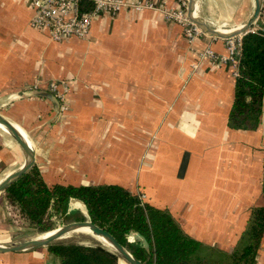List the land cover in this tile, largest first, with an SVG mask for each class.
Wrapping results in <instances>:
<instances>
[{
    "label": "crops",
    "instance_id": "0c3cea01",
    "mask_svg": "<svg viewBox=\"0 0 264 264\" xmlns=\"http://www.w3.org/2000/svg\"><path fill=\"white\" fill-rule=\"evenodd\" d=\"M252 11L253 0L197 1L198 15L219 30L240 28ZM32 15L31 0H0V112L29 139L46 182L124 186L171 213L204 253H231L252 209L264 205V99L255 128L230 124L234 67L199 55L208 47L227 54L225 39L190 41L161 9L126 6L98 13L87 39L53 41L30 25ZM52 82L64 94L59 110L39 94H54ZM24 160L0 128V181ZM71 204L68 214H88ZM24 222L0 193V244L41 235ZM59 262L48 245L0 253V264ZM255 264H264V236Z\"/></svg>",
    "mask_w": 264,
    "mask_h": 264
},
{
    "label": "trees",
    "instance_id": "16d2710c",
    "mask_svg": "<svg viewBox=\"0 0 264 264\" xmlns=\"http://www.w3.org/2000/svg\"><path fill=\"white\" fill-rule=\"evenodd\" d=\"M81 4L82 10L92 8ZM264 99V35L247 31L242 35L238 62L236 92L230 112V124L237 128H255ZM9 204L18 215L40 233L54 230V217L67 213L71 198L84 202L88 218L106 229L141 260L142 264H255L264 236V205L253 208L247 228L231 253L210 251L204 244L186 234L176 219L165 209L142 199L140 194L117 184L73 185L48 184L39 167L14 181L5 191ZM131 232H140L150 243L147 251L129 240ZM49 250L60 258L59 264H121L124 259L103 242L62 243L53 241ZM212 254V255H213Z\"/></svg>",
    "mask_w": 264,
    "mask_h": 264
},
{
    "label": "built area",
    "instance_id": "2783aa9c",
    "mask_svg": "<svg viewBox=\"0 0 264 264\" xmlns=\"http://www.w3.org/2000/svg\"><path fill=\"white\" fill-rule=\"evenodd\" d=\"M180 8H167L162 3L155 0H142L134 4L125 0H31L33 15L30 25L38 30H47L49 37L53 41H63L71 37L87 39L94 18L100 12L117 13L123 7L134 6L137 9L157 8L161 9L168 19L180 23L185 35L190 41L198 37L205 36L203 30L195 24L188 15V0H176ZM91 2L92 8L82 10L81 4ZM264 24V1L260 3V10L253 26L248 31H257ZM264 35V32L261 33ZM242 35L224 38L227 48V54L218 55L211 47L199 53L202 58H211L220 62H230L234 67V73L238 74V62L242 51ZM59 83L50 84L51 91L61 100H64V94L58 90ZM64 108L63 105H61Z\"/></svg>",
    "mask_w": 264,
    "mask_h": 264
},
{
    "label": "water",
    "instance_id": "95a60500",
    "mask_svg": "<svg viewBox=\"0 0 264 264\" xmlns=\"http://www.w3.org/2000/svg\"><path fill=\"white\" fill-rule=\"evenodd\" d=\"M197 1L198 0L188 1V8H187L188 15L191 18V20L203 30V32L206 35L213 36V37L229 38L232 36H237L239 34L246 33L253 26L258 16L259 10H260V0H253V11L250 17L248 18V20L240 28L234 31L222 32L219 29L214 28L211 25H209L203 17L198 15ZM39 94L44 97L49 98L55 104L56 109L58 110L60 109L61 101L54 94L47 92V91H41ZM0 125L2 126L1 129L4 128L6 132L18 142L20 148L23 151L24 157H25L23 165L17 171H15L11 175H9L8 177L0 181V193H2L14 181H16L23 174L27 173L29 170L32 169V167L35 165V151L29 139L22 132V130L15 123H13L6 116H4L1 112H0ZM71 203H80L82 205H85L84 202L81 201L80 199L71 198L68 204V209H72L73 205ZM82 228H89L93 234L104 238L107 244L114 251H116L127 263L142 264L141 260L138 259L132 253V251H130L126 246L121 244L114 235H112L106 229L98 226L90 219L69 222L62 226H59L58 228H55L54 230H52L53 233H51L50 235L43 236V237L42 235H40L38 237H35L27 241H23V242L12 243L8 245L0 244V253L9 252V251H25V250L39 248V247L48 245L49 243L56 241L66 236L67 234L71 232H75ZM129 240L140 243L142 247L145 248L147 251L150 250V243L148 239L140 232H131L129 234Z\"/></svg>",
    "mask_w": 264,
    "mask_h": 264
},
{
    "label": "rangeland",
    "instance_id": "374dc122",
    "mask_svg": "<svg viewBox=\"0 0 264 264\" xmlns=\"http://www.w3.org/2000/svg\"><path fill=\"white\" fill-rule=\"evenodd\" d=\"M218 24L219 23H216V26H218ZM222 30H224V29H222ZM83 215L87 216L88 214L86 212L82 213L81 211L77 212V213H74V214H71L70 216H66L64 214H58V215H56L54 217V219H55V221L57 223V227L56 228H58L59 226H62L64 224H67L69 222L75 221V219L77 217H80V216H83ZM11 217L14 218L15 215L12 214ZM22 227L25 230L28 229L30 232H33V233H37L38 232L41 235L43 234V233H40L35 228L29 227L26 222L22 223ZM56 241L57 242H62V243H86V244H90V243L98 242L100 240L97 239L94 235L87 234V233L80 232V231H75V232H71V233L67 234L66 236H64V237H62V238H60V239H58ZM100 242H102V241H100ZM105 244L108 245L107 243H105ZM206 254L209 255V256H213V257L219 258V255H217L215 253L213 254L211 252H207Z\"/></svg>",
    "mask_w": 264,
    "mask_h": 264
},
{
    "label": "bare ground",
    "instance_id": "6f19581e",
    "mask_svg": "<svg viewBox=\"0 0 264 264\" xmlns=\"http://www.w3.org/2000/svg\"><path fill=\"white\" fill-rule=\"evenodd\" d=\"M220 31H222V32H228L229 30H228V31H226V30H220ZM0 128H2L1 125H0ZM3 129H4V128H3ZM4 131H6V130L4 129ZM77 231H80V232H84V233H87V234L94 235L97 239H99V240L102 241L103 243H107V242L104 240V238H102V237H100V236H97V235L93 234L92 231H91L89 228H82V229H79V230H77ZM51 233H53V231L43 233V234H42V237H43V236H46V235H50ZM128 264H129V263H128Z\"/></svg>",
    "mask_w": 264,
    "mask_h": 264
}]
</instances>
